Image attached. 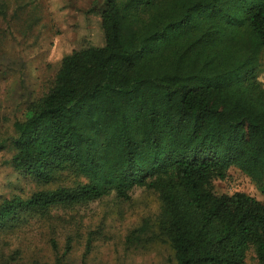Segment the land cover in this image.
Here are the masks:
<instances>
[{
    "label": "trees",
    "instance_id": "obj_1",
    "mask_svg": "<svg viewBox=\"0 0 264 264\" xmlns=\"http://www.w3.org/2000/svg\"><path fill=\"white\" fill-rule=\"evenodd\" d=\"M100 19L104 43L62 58L11 139L16 170L82 179L0 217L146 188L176 264H264V200L215 184L238 168L264 194V0H103Z\"/></svg>",
    "mask_w": 264,
    "mask_h": 264
},
{
    "label": "rangeland",
    "instance_id": "obj_2",
    "mask_svg": "<svg viewBox=\"0 0 264 264\" xmlns=\"http://www.w3.org/2000/svg\"><path fill=\"white\" fill-rule=\"evenodd\" d=\"M102 2L0 0V205L82 179L67 170L44 183L16 170L9 163L11 139L15 122L25 117L30 102L52 87L62 58L104 43ZM215 184L223 193L240 191L264 200L254 181L238 168ZM162 211L159 194L146 188H136L129 199L112 193L43 212L20 209L15 216L0 217V264H176L169 242L153 233ZM146 225L148 232L134 238ZM245 264H259L253 251Z\"/></svg>",
    "mask_w": 264,
    "mask_h": 264
}]
</instances>
